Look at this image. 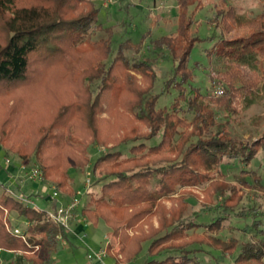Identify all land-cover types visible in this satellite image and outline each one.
<instances>
[{
	"label": "rangeland",
	"instance_id": "374dc122",
	"mask_svg": "<svg viewBox=\"0 0 264 264\" xmlns=\"http://www.w3.org/2000/svg\"><path fill=\"white\" fill-rule=\"evenodd\" d=\"M38 1L18 0V3L31 5V3H37ZM90 4H96L99 10L97 23L100 24V27H92L83 38L86 40L84 43H87L78 48L79 53L75 49V54L70 56L73 59L76 55L80 58H91V61L87 62L90 63L89 68L83 75L79 76L78 87L80 90L77 88L76 91L80 94V100L75 104L79 112L76 111L71 114L68 123L56 120L59 114L63 112L62 110L68 108L64 83L56 80V72L53 68L48 67V62L46 63L43 60L41 65L40 61L37 62L35 59L29 69L27 82H21L14 87L0 90V151L10 159L11 164L9 167L22 165L26 168L34 167L37 169L33 152L39 141L44 140L47 136L69 133L74 138L73 140H76L77 144L81 146L79 152H81V159L84 160L83 166L78 167L72 164L59 166L57 169L59 177L49 176L48 179H44V182L40 183L43 190V192L38 193L40 197L33 195L30 197L40 209L53 211L55 209L49 203L59 201L61 202L59 205L66 206L74 198L78 201V204L73 211V215L76 213L80 215L82 208L87 205L93 208L95 202H101L105 205L113 197L112 195L104 197L102 186L111 182L114 175L119 173H122L125 177L124 180H127V184H131L137 189L141 187L147 193L156 196H153V199L149 202L144 201L129 207L117 204L114 208V223L111 226L116 230V236H113L111 228L98 218L97 211L103 214L105 210L99 208L96 212L86 214L88 217L83 216L82 229L78 233V237L75 239L68 237L66 246L62 245V240H58L61 244H59L57 251L52 254L49 264H96L90 262L86 255L87 252L97 250L100 247H106L105 264H145L150 260L148 255L149 243L158 237L162 222L166 224L171 218H175V220L183 218L185 224L181 228L180 234L175 236L173 241L165 244L155 243V246H157L155 251L182 248L188 245L183 238H188V234L191 235L193 231L189 230L191 228L190 223L197 221L211 222L220 212L222 213L220 209L216 208V205L219 203L221 206V203H224L223 198L228 196H231L228 205L234 206L235 209L233 212L230 211L225 214L226 219L222 223V229L215 235L221 236L224 240H237L239 247L251 241L256 242L255 233L257 231L254 228L247 230V233L241 230L244 223H250L251 221L243 222L235 217H240L243 211L250 208L255 210L250 215L257 216L256 218H258L261 211H264V150H260L247 165L238 162V160L224 158L219 170H205L203 167H199L197 168L199 173L197 178L189 179L188 176L182 177L180 175L183 184L175 185L174 190L172 187H168L167 194L163 193V185L166 186L167 182L162 180V173L156 172L159 166L146 168L145 162H148L139 159L141 153L148 149L146 147L148 142L146 146L144 145V149L135 154L133 158L128 152L129 145H126L121 148L119 153V149H115V152H113L115 157L97 161L94 164L98 155L107 153L116 145L117 141H111L113 137L120 135L122 138L126 136L127 133L125 131L122 133V131L129 128L124 129L127 118H130L133 126L127 138L147 137L150 134L151 131L148 125L134 117V115H140L138 104H133L131 111L130 109L126 111L116 105L113 108L110 107L111 109L108 112L105 110L99 111L98 105L97 108L95 105L98 103L102 89L107 87V78L115 72V70L112 71V68L116 64V57L119 56L117 55L118 48L126 40L131 41L133 45L140 44L138 49L131 47L128 49L127 46H123L122 59L132 71L134 69L141 70L142 68H139L141 63H145L149 67V69L145 68L147 71L149 70V74H147L149 78H145L141 74L135 75L137 95L143 100H146V98L154 100L153 97L158 96L162 84L171 77L173 63L168 56V52L155 49L152 41L164 34L175 36L177 7L175 0H77L75 11L65 16V20L69 21L80 17L88 7L90 8ZM225 5L232 7L240 16L253 18L264 13V0H201L200 5L195 8L193 15L195 24L191 27L192 35L190 37H193L194 33H198L202 38L211 36L210 34H223L226 38L231 39L237 36L243 37L250 33L245 23L236 25L230 32L223 31L222 26H219L216 30L213 28V25L209 23V19L216 13L217 9L225 8ZM68 16L69 18H67ZM109 37L111 43L107 45L105 50L107 52H104L103 56L96 59H92L93 56H88V53L96 46L95 42L98 39L104 38L106 40ZM213 42L204 41L193 47L190 53L189 66L194 67V76L190 83L194 88H198L201 94L199 102L202 101V106L206 109L205 112L212 113L214 111L216 124H223L226 115L230 114L229 123L226 124L228 128L226 129L229 130L231 138L235 139L236 142H242V144L249 141L248 144H250V142L256 141L264 134V65L257 64L254 68L238 67L236 64L227 61H217L214 56L208 59L205 49H210ZM156 45L159 44L156 43ZM159 53L160 55H157ZM67 58L71 61L68 56ZM196 63H198V67L195 66ZM85 64L81 63V67L83 68ZM38 66L44 68L41 71L42 74L37 72ZM237 71L242 76L244 74L246 81L249 82L247 84L253 83V85L246 90L233 91V99L230 106L226 105L228 107L226 108L224 103H216L215 101L226 98L223 86L225 87L231 81L236 87L242 85L241 82L237 81L239 78L233 75ZM234 81L236 82L234 83ZM122 84H124V80ZM102 85L105 86L101 88ZM216 85L223 90L221 96H215L214 94ZM52 95L56 96L57 100H53ZM174 95L175 92L171 89L170 94L159 99L158 107L169 106ZM133 97L134 95L129 96V98L134 99ZM56 102L59 106H53ZM193 114L194 112L190 109L184 113H178L177 117L185 120V125L177 128L179 133L184 134V132L192 129V126L187 123L191 121ZM119 115L124 117L122 118L123 122L121 120L117 121ZM100 118L109 120L108 125H111L112 129H101L98 126ZM171 121L174 120L170 118L168 123H172ZM37 128H43L44 133L37 132ZM215 131L216 128L214 127L209 129L211 134ZM45 145L42 147V152L54 155L56 151L48 148L47 144ZM65 149V151L64 149L61 151L62 154L65 152L66 155L73 156L76 153L75 150ZM20 154L25 155V157L19 156ZM163 154L168 156L167 149L163 151ZM129 157L134 160L130 161ZM193 157L198 159L196 155H193ZM155 159L159 158L155 157ZM172 159L174 158L168 160L172 161ZM197 159L193 160L194 163ZM194 163L192 165L189 161V167L195 169L196 165ZM142 169H148L147 172L149 173L144 178L141 177L142 182L141 179L139 181L131 177L133 173L141 174ZM11 173L12 177L21 186L22 192L25 195L30 194L29 187L33 185L32 182L22 181L23 173H18L15 168ZM63 173L64 177H67L66 188L68 192L60 189L56 184L58 180H61ZM204 175H207L210 181L196 185L195 181L200 182ZM17 178L20 180H17ZM86 178L90 180L88 190L84 189ZM0 183L3 187H6L1 172ZM9 185L6 188L12 191L17 190L15 184L11 183ZM51 188L58 192V197L56 200L49 202L47 197L52 192ZM77 191L81 195L78 196ZM2 193L0 189V194ZM158 194L160 196H157ZM63 199L66 200V203L63 202L64 204L62 203ZM135 213L137 214L136 221L127 218L129 214ZM10 218L14 221L12 225L21 222V219L13 213L10 214ZM88 219L95 222L99 221L94 226L88 222ZM262 223H264V220H262ZM75 229V225L70 224L69 230ZM196 231L202 233L203 228H198ZM152 233L153 235H151ZM140 245V251L138 255H135ZM159 245L162 246L159 247ZM254 246L256 247V245ZM35 250H38V248ZM127 252L131 254L130 259L127 256L128 254L126 255ZM217 254L218 252L211 251L208 254L200 253L197 257L205 264H216L211 257L217 256ZM236 254L237 252H233L231 255L227 253L224 259L218 260L220 264H231ZM22 257L20 253L0 252V264H26ZM257 261H240V264H264V260L260 263Z\"/></svg>",
	"mask_w": 264,
	"mask_h": 264
},
{
	"label": "trees",
	"instance_id": "16d2710c",
	"mask_svg": "<svg viewBox=\"0 0 264 264\" xmlns=\"http://www.w3.org/2000/svg\"><path fill=\"white\" fill-rule=\"evenodd\" d=\"M175 2L177 7L175 36L173 34H164L152 41L155 49L161 50V52L162 50L168 52V56L173 63L171 77L162 84L158 96L156 98L154 96V100L146 98V101L143 98L140 99V96L137 95L135 91L137 90L135 75L141 74V76L149 78L147 75L149 70H146L149 67L145 63H141L139 68L143 70L134 69L132 71L122 59L123 46H127L128 49L130 47L138 49L140 44L133 45L131 41L126 40L118 48L117 55L120 57H116V64L112 68V71L115 70V72L107 78V87L102 85L101 88L104 87V89H102L98 103L95 105L96 108L98 105L99 111L105 110L108 112L116 105L126 111L129 109L131 111L132 105L138 104L140 115H134V117L144 121L151 132L147 137L127 138L133 127L130 118H127L124 129L129 128L122 131V133L124 131L127 133L126 138L122 137V139L120 135L113 137L111 141H117L116 145L107 153L98 155L94 164L97 161L115 157L113 153L115 149L118 148L119 153L121 148L126 145H129L128 152L133 158L135 154L144 149V145L146 146L148 142V146H146L148 149L141 153L139 159L140 161L146 160L148 162H145L146 168L155 165L159 166L156 172L162 173V180L167 182L166 186L163 185V193L165 194H167L168 187L173 189L175 185L183 184L180 175L182 177L188 176L189 179L197 178L199 174L197 168L199 167H203L205 170H219L224 158L238 160V162L247 165L260 150H264V134L257 138L256 141L250 142V144H248L249 141L244 144L236 142L235 139L231 138L229 130L226 129L228 128L226 124L229 123L230 114L226 115L223 124L217 125L218 123L216 124L214 121V111L212 113L205 112L206 109L202 106V101L199 102L201 94L198 88H194L190 83L194 76V67L189 66L190 53L193 47L204 41H214L210 49H205L208 59L214 56L217 61H227L236 64L238 67L254 68L257 64L260 66L264 65V13L253 18L240 16L232 7L225 5V8L217 9L216 13L209 19V23L213 25V28L216 30V28L222 26L223 31L230 32L236 25L245 23L250 33L243 37L237 36L231 39L226 38L223 34H210L211 36L202 38L198 33H194L193 37H190L192 35L191 27L195 24L193 20L195 8L200 5L201 0H175ZM76 3L77 0H39L37 3L26 5L19 4L18 0H0V90L14 87L21 82H27L29 69L31 64H33L32 61L36 59L41 64L45 60L46 63L48 62V67L50 69L53 68L56 72V80L63 82L65 86L64 92L68 98V108H64L56 119L58 121L62 120L63 123L69 122L68 119L71 114L76 111L79 112L78 107L75 105L80 100V94L76 91L79 88V76L83 75L89 68L90 63L87 62L91 61V58H80V56L76 55L73 59L70 56L75 54V49L79 53L78 48L82 44L87 43H84L86 40L83 38L92 27H100V24L97 23L99 10L96 4H90V8L88 7L80 17L66 21L65 16L75 11ZM110 41V37L106 40L104 38L98 39L95 42L96 48L93 47L88 56H93L92 59L103 56V53L107 52L105 50L107 45L111 43ZM156 43L159 45H156ZM157 55H160V53ZM67 56L71 61L73 60L72 63ZM81 63H86L83 68ZM195 66L198 67V63ZM43 69L38 66L37 72L41 73ZM36 75L39 77L37 73ZM233 75L239 78L237 81L241 82L242 85L236 87L231 81L225 87L223 86L226 98L217 99L216 103L222 102L225 106H230V102L233 99V91L246 90L253 85V83L247 84L249 82L246 81L244 74L243 76L240 75L239 71ZM123 80L124 84H122ZM171 89L175 92L172 103L169 106L158 107L159 99L170 94ZM130 94L134 95V99L129 98ZM84 95L83 92V97ZM52 99L57 100L54 95H52ZM150 103L152 104L150 105ZM53 106L59 105L56 102ZM226 108L228 107L226 106ZM189 109L194 112L191 121L187 123L192 126V129L184 132V134L179 133L177 128L184 126L185 120L177 117V115L179 112L184 113ZM122 118L124 117L119 115L117 121H122ZM170 118L174 120L171 121L172 123H168ZM108 123L109 120L107 119L100 118L98 120V126L101 129L107 128L110 130L111 125L109 126ZM211 127L216 128L213 134L209 133ZM36 131L44 133L45 130L37 128ZM47 132L48 130L45 133L47 134ZM116 138L118 139L116 140ZM73 139L69 133H58L49 135L44 140L39 141L33 153L34 160L37 163V170L43 175L44 179H48L47 177L49 176L59 177L57 169L64 164L83 166L84 160L83 158L81 159V152H79L81 146ZM45 144L48 145V148L56 151L54 155L42 152V147ZM65 148L75 150L76 153L73 156H68L65 152L62 154L61 151L63 149L65 151ZM165 148L168 151V156L162 155L163 151L166 150ZM3 154L5 156V153ZM193 155H196L198 159L194 158ZM19 156L25 157L22 154ZM171 156L178 160H168L172 158ZM155 157L159 159H155ZM130 158V161L134 160ZM194 159H197L195 163ZM189 161L192 165L193 163L196 165V170L191 166V168L189 167ZM147 171L148 169H142L141 174L133 173L131 177L139 181L141 179L142 182V178L149 174ZM124 178L122 173L115 174L111 182L102 186V195L104 197L112 195L114 199L112 198L105 205L101 202H95L93 208L87 205L82 208L80 215H77L83 218L86 214L96 212L100 208L105 211L103 214L97 211L98 218L111 228L115 217L114 208L117 204L129 207L144 201L149 202L153 199V196H156L147 193L141 187H138L139 189L134 188L131 184H127V180L125 181ZM66 180L67 177H64L63 173L61 180H58L56 184L60 189L68 192ZM206 181H210V178L204 175L203 179H200L201 183L195 181V184H203L202 182ZM0 189L3 192L0 194V252L20 253L26 264H49L52 254L57 251L59 244H61L58 240H62L67 244V231L48 217L47 210L37 209L33 205L20 202L14 196L23 194L18 186L17 190L14 191V195L8 193L6 187L0 185ZM32 195L40 197L35 194L26 196L30 198ZM157 196H160V194ZM230 198L231 196L224 197V203H221V206L219 203L216 205V208L220 209L222 213L220 212L211 222L197 221L190 223L191 228L189 230H193L191 235L188 234V238L179 237L187 241L188 245H185L186 247L155 251L157 247L155 243L161 242L165 244L173 241L175 236L180 234V230L185 224L183 218L176 219L177 221L175 218H171L166 224L162 222L158 237L149 243L148 255L150 260L145 264H205L198 259L197 255L200 253L208 254L211 251L218 252L217 256L211 257L216 264H220L218 259H224L227 253L231 255L233 252H237L233 258V264H240V261L244 262L247 260L262 262L264 260V227H262L264 225L262 223L264 211H261L258 214V218H256L257 216L250 215L251 212H255V210L250 208L243 211L240 217H235L243 222L251 221L250 223H244L241 230L247 233V230L254 228L257 231L255 233L256 242L251 241L239 247L237 240H224L221 236L215 235L222 229V223L226 219L225 214L230 211L233 212L235 209L234 206L228 205ZM53 208L56 209L57 206L55 205ZM12 213L21 219L19 224L12 225V222H14L10 218ZM136 216V213L129 214L127 218L136 221ZM98 221L95 222L88 219V222L94 226L98 224ZM198 228H203L202 233H197L196 229ZM111 234L116 236V230L111 228ZM36 248L38 250H35ZM140 248L141 245L135 255H138ZM126 255L130 259L131 254L127 252Z\"/></svg>",
	"mask_w": 264,
	"mask_h": 264
},
{
	"label": "built area",
	"instance_id": "2783aa9c",
	"mask_svg": "<svg viewBox=\"0 0 264 264\" xmlns=\"http://www.w3.org/2000/svg\"><path fill=\"white\" fill-rule=\"evenodd\" d=\"M214 94L215 96H221L223 94V90L222 88H220L219 86H215L214 87ZM3 164L5 166H9L11 163H10V159L7 158L6 156H3ZM17 171L18 173H23V179H21L22 181L26 180V181H30L32 183H43L44 182V177L43 175L34 167H31V168H26L25 166H22V165H18L17 167ZM19 178V177H18ZM17 180H20L18 179ZM14 181H16V179L14 178ZM18 184V182H16ZM21 183V182H20ZM1 185V183H0ZM19 185V184H18ZM2 186V185H1ZM20 186V185H19ZM49 187V186H48ZM90 187V180L89 178H86L85 180V184H84V189L88 190V188ZM50 188V187H49ZM7 192L10 193L11 195H14L15 192L12 191L11 189L9 188H6ZM51 194L48 195L47 197V201L51 202L53 200H56L57 197H58V192L54 189V188H51ZM34 193V192H33ZM31 193V194H33ZM37 193H35L36 195ZM38 195V194H37ZM77 195H81L80 192L77 191ZM17 197V199L20 201V202H23V203H27V204H30V205H33L34 207H36L37 209H40L39 207H37L35 205V203L30 199L28 198L26 195L24 194H17V195H14ZM39 196V195H38ZM78 204V201L74 198L73 201L69 204H67L66 206H62V205H59L55 210H50V211H46L47 212V215L48 217L56 224H59L61 225L62 227H64V229L68 232L69 231V227H70V224H69V221L70 219L74 216L73 215V211L74 209L76 208ZM107 244H108V241H107ZM106 244V245H107ZM87 259L92 262V263H96V264H105V258L107 256L106 254V247H100L99 249L97 250H93V251H89L87 252Z\"/></svg>",
	"mask_w": 264,
	"mask_h": 264
},
{
	"label": "crops",
	"instance_id": "0c3cea01",
	"mask_svg": "<svg viewBox=\"0 0 264 264\" xmlns=\"http://www.w3.org/2000/svg\"><path fill=\"white\" fill-rule=\"evenodd\" d=\"M3 156H4V154L0 151V172L2 173V175H3V177H4V179H5V186L6 187H9L10 185L9 184H15V186L17 187L18 186V188L21 190V186H19L17 183H16V181H14V178L12 177V171H13V169L15 168L16 170H17V167H18V165H14V166H12V167H9V166H5L4 164H3ZM33 185L32 186H30L29 188H30V190H31V193H33V194H35V193H39V192H43V190L41 189V185L40 184H38V183H32ZM43 188V187H42ZM17 189V188H16ZM22 191V190H21ZM23 193V192H22ZM30 193V194H31ZM24 194V193H23ZM30 194H26V195H30ZM36 194V195H37ZM41 194V193H40ZM25 195V194H24ZM39 195V194H38ZM66 200L65 199H63L62 200V203L64 202V203H66L65 202ZM49 203V202H48ZM61 202H59V201H57V203L56 202H53V203H49L50 205H51V207H55V205L57 206V205H59ZM63 203V204H64ZM39 207V206H38ZM40 208V207H39ZM54 209V208H53ZM81 221H82V218L81 217H79L78 215H77V213L76 214H74V216L70 219V224H74L75 225V227H76V229L75 230H69L68 232H67V236L68 237H71V238H73V239H75V238H77L78 237V233L81 231V229H82V226H81ZM62 245H64V246H66V243L65 242H63V244Z\"/></svg>",
	"mask_w": 264,
	"mask_h": 264
}]
</instances>
